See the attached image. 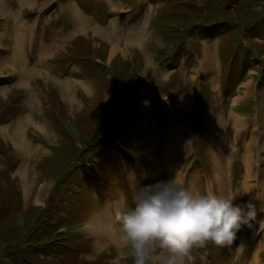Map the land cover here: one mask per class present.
<instances>
[{
	"label": "rangeland",
	"instance_id": "obj_1",
	"mask_svg": "<svg viewBox=\"0 0 264 264\" xmlns=\"http://www.w3.org/2000/svg\"><path fill=\"white\" fill-rule=\"evenodd\" d=\"M43 1L47 0H39L40 6L27 7L23 12V17L25 21L27 20L26 25L28 26H34L38 16H42V21L47 22H40L37 26L38 38L31 47L27 46L30 50L28 55L30 59H33L30 67L43 70L44 75L40 76L36 73L37 76L29 77L26 82L28 84L21 93L25 95L18 102L17 94L19 92L17 89L19 88L16 86L17 89L10 92L14 85H20L14 72L13 77L9 72L0 74V99H4L8 104L13 96V104L7 108V111L1 110L2 105H0V126L3 127V133L0 132V152L9 149L5 136L9 137V133H13L19 122L27 115H30L31 123L25 124L24 131L27 133V142L32 146L31 151L25 153L11 142L17 154L16 158H10L6 162L8 158L4 160L0 155V205H3L0 221H3L1 225L3 229L15 231L16 234L29 232L34 239L38 240L39 223L46 216L52 218L51 212L54 204L61 203V199L63 205L60 208L65 205L70 206L65 211L66 214L78 212L70 216L72 218L69 220L70 222L64 223L67 227L71 225L73 233L70 242L74 252L65 255L33 257L35 260L45 258L47 261H52L51 264H61L62 261L74 264H132L131 259L126 256L127 249L123 240L114 244L107 242L97 249L96 237L85 230V225L96 220L97 217L106 213L105 211L108 212L106 205L110 202L124 199L122 205H115L114 208L120 206V209L122 207L125 210L133 205V196L141 187L152 185L158 181L175 179L180 163L185 165L182 182L191 187L194 176L197 192L211 189L220 194L215 177L217 174L216 161L219 156L228 155L229 179L227 184L231 181V195L235 197L234 202L244 204L251 202L257 209V216L252 221V227L245 226L238 233L237 240L234 241L236 243L235 259L242 260L241 264L246 261V264H257L254 258L255 251L259 246L264 245V211H260L264 206V197L262 190L259 189H256V196L259 194L260 196L256 198L255 195H239L243 189L247 172L244 163L247 137L245 141L238 136L233 137L236 146L234 150H231L232 141L230 135L224 132L223 123L233 112L242 119L244 127L250 129L249 140L251 139L250 134L255 132L256 123L257 145L263 146L264 134L261 133L264 130V12L262 11L264 10V0H227L230 10L226 5L222 6L223 12L227 15L224 22H231L233 19L240 22L247 21L246 28L248 32H252L242 33V26L237 25L235 27L238 28V31L236 30L237 34H233L234 36L240 35L243 42L245 35H260L263 40H254L261 46L253 44V49L256 50L255 54L251 49H248L254 59L249 62L253 67L246 70L247 73L245 71L242 76H239V71L235 70L234 78L228 81L231 85L239 83L236 96L240 99L236 106L232 105L234 89L231 90L226 86V77L224 76L229 63V58L224 55L228 48L227 43L233 35H226L227 33L223 32L227 26L223 28V22L218 24V20L212 18L213 14L209 16L210 23L215 25L212 32L196 30L194 33H190L188 30L191 37L186 32L185 40L198 42L199 45L198 52H192V56L188 54L186 57L187 51L185 54L183 51L186 48L178 47V38L169 36V32L173 31L163 22L167 9L173 7L172 10H174V3L177 0H114L121 8L133 9L124 17L116 16L118 19L114 28L117 27V36L122 39H131L133 34L137 35L138 41L142 40V48L139 50L131 48L128 55H124L121 51L113 55L111 46L94 44V47L89 48V44L94 40L90 43L87 41L89 34L82 35L73 41L76 45L72 48V54L83 53L88 57L82 61V58L73 55L68 58V54L64 51H61V54L56 53V48L60 47L62 43L56 46L55 37L60 35L62 28L70 27V18L68 17L57 28V19L60 18L59 3H52L39 11ZM195 1L199 7L203 8V15H207L209 8L206 9V0ZM224 2L225 0H222L221 3ZM74 6L76 12L80 11L90 19L92 22L90 27L100 25L101 28H104L112 25L110 22L112 18L107 19L106 16L111 11L106 0H75ZM242 7H244L243 10H241ZM184 14L183 11H174L172 15L168 16V26L177 27L185 16ZM2 25L0 15V35L6 31ZM187 27L189 26L187 25ZM88 30L93 31L94 29ZM174 35L176 34L174 33ZM8 38L11 37L8 36ZM104 39L109 44H113L115 40V38ZM41 42L49 50V58L44 62H39V44ZM12 44L11 42L10 51ZM122 46H128V39L122 41ZM209 47L214 49L215 64H212L206 56ZM232 48L233 52L238 49L237 45H233ZM200 66L204 67L203 70L214 68V85L216 87L201 73L197 76L194 75ZM125 67L129 68L128 80L124 79L123 75ZM113 77H116L115 81H112ZM31 81L32 83L29 84ZM65 82L68 84L66 86H68L69 96ZM153 88L156 90H152ZM206 91L205 100L202 94L205 95ZM56 92L60 93L61 98ZM198 101L202 106L199 112H197ZM15 107H19V109H15ZM67 110L69 114L66 113ZM113 110L114 115L118 116V122L121 121L122 116L127 118L125 111L129 112V116L138 119L129 122V124L142 129V131L136 134L129 129V126L124 129L122 125L114 138L116 144L110 142V145L107 142L108 145L104 146H108V149L114 148V146L119 147L126 154L116 155L109 159L99 154L104 153L103 149H99V152L95 154V157L102 162L100 168L93 162L87 166L98 170L99 175H107L104 177L106 179H101L96 173L94 176L88 177L84 172H80L77 177L83 179V182L68 183L64 176H57L65 175L67 172L62 159H59L54 167L55 172H50L41 165L46 163L53 153V148L50 145L59 146L66 139L71 141L74 139L77 147H80L78 145L80 143L82 152L86 153L87 151H83L85 149L84 142L90 143L106 130ZM259 116L263 127L260 126ZM62 119H64L63 125ZM76 123L79 128V139L78 135L72 132ZM196 127L201 129L200 137L195 134ZM63 128L70 133L65 132ZM38 134L45 137L46 143L36 140ZM126 136L137 141L132 145L139 148L138 150L131 151L127 142L122 143V139H125ZM175 136L178 137L177 145L172 147ZM155 139H157L159 152L156 156H149L146 154V148ZM72 142L74 143V141ZM73 147H75V143ZM171 149L173 150L171 151ZM73 151L76 153L75 155L81 154L74 148ZM252 152L254 161L256 160V166L254 164L256 178L254 181L252 180L253 184L264 172V151L260 152L257 146L255 148L254 140ZM165 153L170 156L168 162L164 158ZM133 157L148 159L149 165L144 170L145 173L136 170V166L132 163ZM78 160L79 158L75 159L74 163ZM22 163H25L26 166L24 174L27 179V187L20 184L19 176L15 177L16 170ZM78 165L73 169H76ZM98 178L104 183L102 181L101 183ZM114 179L119 181L115 182ZM108 180L111 182L108 183ZM17 183L21 189V196H19ZM130 183H134L133 194L127 193ZM227 190L229 191V189ZM114 211L112 209L110 213L113 214ZM258 234L261 235L257 237ZM21 241V236L15 238L14 244L7 247L5 252L19 253L22 256L10 257L13 261H18L19 264H26L24 259L29 257V254L26 249L22 248ZM241 244H243V248L239 254L237 247ZM206 248L208 249V247ZM108 250L112 251L111 255ZM77 251L78 256L76 255ZM200 254L203 257V264H229L230 246L217 247L211 244L207 254L209 261L203 252ZM194 255V250H191L192 259L186 260V264H201L200 260L198 263L194 261ZM263 255V253L260 254L259 262L264 264Z\"/></svg>",
	"mask_w": 264,
	"mask_h": 264
},
{
	"label": "clouds",
	"instance_id": "obj_2",
	"mask_svg": "<svg viewBox=\"0 0 264 264\" xmlns=\"http://www.w3.org/2000/svg\"><path fill=\"white\" fill-rule=\"evenodd\" d=\"M234 199L211 189L195 192L175 179L141 187L133 205L116 213L127 258L132 264H186L193 247L232 245L257 216L254 204Z\"/></svg>",
	"mask_w": 264,
	"mask_h": 264
},
{
	"label": "trees",
	"instance_id": "obj_3",
	"mask_svg": "<svg viewBox=\"0 0 264 264\" xmlns=\"http://www.w3.org/2000/svg\"><path fill=\"white\" fill-rule=\"evenodd\" d=\"M222 0H206V9L207 7L209 8V11L207 13V15H203V8L199 7L196 3L195 0H177L176 3H174V10L173 7L172 9H167V14L164 16V20L163 22L166 24V26L168 28H170L173 32H169V36L171 38H178L177 39V45L178 47H183L186 49H183L184 54L187 51V55H185L186 57H188V54H191L192 56V52L197 51L198 49L197 47L198 42H194L191 41L189 42L186 39V32L189 30L190 33H194L196 30H200L201 32L203 31H209L212 32L214 30L215 25L213 26L211 22V19L209 18V16L211 14H213L212 18H215L218 20V24H221L222 22L223 24V28H226L225 31L227 34L226 35H233V34H237L235 33L236 30L238 31V28H236L235 26H242V33H247V24L245 22H240L236 19V21L233 19L231 20V22H224L226 20V13L223 12V5L227 6V9L230 10L229 8V1L225 0L224 3H221ZM224 1V0H223ZM238 6V5H237ZM244 7H242L241 10H243ZM174 11H179L185 13L182 21H180V24L177 27H169L168 25V16L172 15V13ZM233 11V9H232ZM264 12V10H262ZM190 15H187V14ZM202 13V14H201ZM210 13V14H209ZM230 14V13H229ZM258 14V12H257ZM192 15V16H191ZM245 15V14H244ZM190 17V18H189ZM232 17V16H231ZM233 18V17H232ZM246 18V15H245ZM191 21V23H190ZM187 25L189 27H187ZM217 25V24H216ZM165 26V27H166ZM176 26V25H175ZM181 26V27H179ZM250 27V26H249ZM174 33L176 35H174ZM188 33V32H187ZM248 33H252V32H248ZM188 36H192L191 34L188 33ZM255 38H261V36L259 35H253V36H244V42H243V38L240 35H233L232 37H230V41L229 43H227V50L225 51V55L229 61L228 65H227V71L225 72L224 76L226 77V86L231 88V90H233V97L236 96V91H237V86L239 85L238 82H236L235 85H231L230 81L231 79L234 78L235 76V70H238L240 75L242 76L243 73L250 69L251 67H253V65H250V60L254 61V59H252V54L250 51H248V49H251L252 53L255 54L256 50L253 49L254 45H258L259 47H261L257 42H255ZM262 39V38H261ZM184 40L186 42V46L184 44ZM246 43V44H244ZM248 43V44H247ZM190 44V45H189ZM76 45V43H75ZM74 45V46H75ZM91 48V44H89ZM233 45H237L238 49L236 52H233ZM251 45V46H250ZM74 48V47H73ZM72 51V49H71ZM75 57L78 58H82L84 60H86V58H88L87 56L83 55V53L81 54H71ZM105 58V56H104ZM124 69V73L123 75L125 76L124 79L129 78L128 75V67L123 68ZM247 73V71H246ZM116 77H113L112 81H115ZM202 82V81H201ZM208 91V90H207ZM207 91L205 92V95L202 94V97L206 100V96H207ZM209 95V93H208ZM201 102L198 101L197 104V112H199L201 110ZM63 112V111H62ZM125 113L127 114V118H124L123 116V120L121 122L117 121L118 116L116 117L114 115V110H113V115L111 116V118L109 119L108 123L106 121L107 128L105 131H103L99 137H97V139L92 140L90 143H85L84 142V150L83 151H87L86 153L82 152V147H77L76 146V142L73 139L72 136L68 135L69 137H71L75 143V147L74 143L69 140L66 139L61 145L53 147L52 145H50L51 148H53V153L51 155V157L47 160L46 163L41 164L45 169H48L50 172H55V166L58 162L59 159H62L63 165L66 169V173L65 175H57V176H64V178L66 179V181L72 182L75 181L77 183H81L83 182V179H80V177L77 175L80 174V172H84L86 176H94V171L90 169V167L87 166V164L91 161H96L99 165L102 164V162L95 157V154L97 152H99V149H103L104 153H99L102 157H106V158H113L116 155L120 156L122 154H126L124 150L120 149L119 147L114 146V148H109L108 146H104L105 144H107V142L110 144V142L112 144H116L114 142V138L116 136V133L118 132V127L122 124L125 123L126 125L129 126V129H131L132 132H136L138 133L141 129L131 126L129 124V122H131V120H135L134 117H132L131 115L129 116V112L125 111ZM194 116V113H193ZM110 117V115L108 116V118ZM63 120L62 119V125H63ZM104 126H106L104 124ZM109 126V127H108ZM198 129L197 131V135L200 137L201 136V129L200 127H196ZM63 130L65 132H67L68 134L70 133V131H67L63 128ZM41 140V139H39ZM43 140V139H42ZM129 140V139H128ZM130 140H133L130 138ZM129 140V141H130ZM1 144V143H0ZM130 145L132 144V142L130 141L129 143ZM108 145V144H107ZM111 145V144H110ZM83 146V145H82ZM74 150H78L81 154L79 155H75L76 153L73 151ZM65 151V152H64ZM2 153H4L5 151H1ZM89 154V156H88ZM79 158V162L77 161L76 163H74V160ZM74 163V164H73ZM78 165V167L76 169H73L74 167H76V165ZM133 164L136 166V170L137 171H142L143 166H145L147 163L145 161H141L138 159L133 158ZM81 170V171H80ZM56 177V176H55ZM99 179V178H98ZM114 181H119L114 179ZM111 182L110 180H108V183ZM117 184V183H116ZM63 198V197H62ZM61 203H55L54 204V208L52 210V218L46 216L44 218H42V221L39 223V227H40V234H39V239H34L32 234L30 235L29 232H22L20 234H16L15 231H10V230H4L3 227L1 226L3 224V221H0V264H19L18 261H13L12 258L10 256H15V257H19L22 255H19V253L14 252L12 253H6L5 251L7 250V247H10L11 245H13L15 238L20 237L21 236V246L23 249H26V251L29 254V257L24 259V262L26 264H51L52 261H47L45 260V258H37L36 260L33 257H40L42 255H61V254H71L70 252H74V248L71 245L70 240L71 239V234H68L69 232H65L63 230L64 226H66V224L64 225V223L70 222L69 220H71L72 218L70 216V214H66L65 211L68 209V207L70 206H63L62 208H60L63 205V200L60 199ZM3 205H0V218L2 217L3 214ZM28 225V223L26 224V226ZM9 231V232H6ZM4 232H6L5 234H3ZM14 233L17 235L16 237L14 236ZM3 234V235H2ZM14 238V239H13ZM212 243H209V247ZM214 245V244H213ZM194 253L195 255L193 256V259L196 263H198V258L196 255V247H193ZM76 253V252H75ZM76 255L78 256V251L76 253ZM47 259V258H46ZM61 264H74L73 262H65L62 261L60 262ZM57 264V263H56Z\"/></svg>",
	"mask_w": 264,
	"mask_h": 264
},
{
	"label": "bare ground",
	"instance_id": "obj_4",
	"mask_svg": "<svg viewBox=\"0 0 264 264\" xmlns=\"http://www.w3.org/2000/svg\"><path fill=\"white\" fill-rule=\"evenodd\" d=\"M28 1H30V0H21V3L24 4ZM69 1L71 2V3L70 2L69 3H70V7L73 11L74 28L70 33H65L63 31L61 33H59L60 35H57L58 38H57V36L55 38L56 39V43H55L56 46H58L59 43L64 42L70 35H73V37H74L77 34H80L83 32H93L95 35L99 36L102 39H104V38H115V40L113 41L114 44L111 47V53L113 55L120 53V51L124 55H128L131 48L132 49L142 48V42H141L142 40L138 41L137 35L133 34V38H131V39L130 38L122 39L121 37L117 36V27L114 28V26H115V23H117L118 17H114L111 19L110 22L112 23V25L110 27L108 26V27L101 28L100 25H97V27H90L92 24L90 19L86 15H84L82 12H80V11L76 12V8L74 6L75 0H69ZM111 6L115 11H118V8L114 2H111ZM0 14L3 16V19L5 20V26L7 28V31L2 33L3 39H5V36L8 33L10 26L15 25V34H14L15 35V45H14V49L12 52V56H11V59L8 58L2 62V64H1L2 66L0 65V73L3 74L6 71L12 72L14 70L15 78L18 82H20L19 86L26 87V84H28L26 82L29 80V77H31L33 74L37 73L40 76L44 75V73H42L43 70L37 69V67L32 69L30 67V62L28 61V59L26 57L27 46L31 47V45L38 38V34H37V32H35L36 27L26 25L25 19L23 18L21 13L19 11L16 12L12 8L8 7L7 0H0ZM45 23H47V22H45ZM88 29H94V30L90 31ZM127 39H128V46L123 47L122 41L127 40ZM69 40H70V38L67 39L65 42H67ZM0 48H6V45L4 43H1ZM39 50H40L39 62L46 61L49 58V50L47 49V47H45L42 44V42H41V44H39ZM206 56L212 64H215L216 58H215V54H214V49L209 47L208 50L206 51ZM12 60L21 69H18L17 67H16L17 69L15 67H13V69H12V67H10V62ZM13 66H15V65H13ZM203 69H204V67L200 66V68L197 69V71H195L194 75L197 76V75H199V73H201L202 75H204L206 77V79L208 81H211L214 85V80H215L214 79L215 78L214 68L211 67L207 70H203ZM45 72L49 73L48 71H45ZM37 74H35L34 76H37ZM32 81L29 84H31ZM66 83L67 82H65V87L67 89V94L69 96L70 93L68 91V86H66L68 84H66ZM214 86L216 87V85H214ZM64 98H66V97L64 96ZM239 99L240 98L238 96L234 97L232 100V105L236 106L238 104ZM263 107H264V104H263ZM258 120L260 122V126L263 127V123H261V121H260V116H259ZM27 122L31 123L30 115L25 116V118L19 122L18 126L13 131V133H9L10 136L7 137L8 141L13 142L16 148L21 150V152L25 151V153L30 152L32 149V146L27 142V137H26L27 133L24 131V127H25V124H27ZM223 127L225 128L224 132L227 133L228 135H230V140L232 141L231 150H234V148L236 146L235 142L233 140V137L238 136L239 138H243L244 139L243 141H245V138L247 137V140L245 141L247 151H246V154L244 156V163H245L247 172H246V177H245L244 184H243V189L239 192V195H242V196L255 195V198H256L255 183L254 182H253V184L251 183L252 180L254 181L256 178V174L254 175L256 160L254 161V155L252 152L253 140H254L255 148L257 146L259 148L260 152L264 151V142H263V146L257 145L256 129H255L256 123L254 126L255 132L250 134V136H251L250 140H249V136H248V133H250V129H246L244 127V122L242 121V119H240V117H238L233 112H231V114L228 116V119L223 123ZM2 129H3V127L0 126L1 131H2ZM41 131H42V129H41ZM232 134H233V136H232ZM261 134H264V130ZM231 136H232V139H231ZM177 141H178V137L175 136L174 137V143H172V147L177 145ZM236 144H238V143H236ZM172 150L173 149H171V151ZM174 151H176L175 148H174ZM158 152H159V147L157 144V139H155V141L152 142V144L146 148V154L149 156H154V155L156 156ZM256 157H257V155H256ZM164 158H165L166 162H168L170 160V156L166 153L164 155ZM225 158H226V160H225ZM188 159H187V161H188ZM227 161H228V155L219 156L218 160L216 161V163H217L216 166H218L217 169L220 166V174L216 175V179L219 182V190L222 192V195H225V193H226V174H225V171H226ZM263 163H264V159H263ZM254 164H255V166H254ZM184 168H185V165H182V163H180V165L177 167V170H176L175 180L182 182V174H183ZM25 169H26L25 163H22L20 165V167L18 168V170H16L18 173L16 172L15 175L17 177L18 176L20 177V180H21L20 184L27 187V179H26V176L24 174ZM262 180H263V184H264V172L262 173ZM133 187H134V183H130V189L127 191V193L131 192V194H133ZM191 188L195 192H197L196 186H195L194 176H193ZM123 200L118 201V202H110L108 205H106V209L108 210V212L105 211L106 213H103L102 215H100V217H97L96 220H93L92 222L87 223L85 225V227H84L85 230L87 232L92 233L93 236L96 237L95 241H96L97 249L101 248L103 246V244H105L107 242H109L110 244H114L115 242L120 243L122 241L121 233H120V222L116 218V213H117V211H123L124 209L122 207L120 209V206H118L117 208H114V206L115 205H122ZM112 209L115 210L113 214L110 213V211H112ZM242 248H243V244H241V246L237 247V251L239 254H241ZM259 256H260V252H259V249H257L255 251L254 258L257 261V264H263V263H261V261L259 262ZM232 257L235 259V249L234 248L232 250Z\"/></svg>",
	"mask_w": 264,
	"mask_h": 264
},
{
	"label": "crops",
	"instance_id": "obj_5",
	"mask_svg": "<svg viewBox=\"0 0 264 264\" xmlns=\"http://www.w3.org/2000/svg\"><path fill=\"white\" fill-rule=\"evenodd\" d=\"M56 1L59 2L60 4L64 5L65 10L71 16L72 25H73V28H74L73 11H72V9L70 7V3L71 2L69 0H47L46 3L43 1L41 3V9H43L44 7H46L48 5H51L52 3L56 2ZM109 1H110V3L114 2L115 5L117 6L118 10L122 9L120 6H118L116 4V2L114 0H109ZM7 5H8V7L12 8L14 11H16V12L19 11L21 13V15L24 16V14H23V9L24 8H26V7L33 8V7H36V6H40V2H39V0H30V1L22 4L21 0H7ZM41 21H42V19H40V21H39V18L37 20H35L34 26H36ZM42 22L45 23L46 21H42ZM2 28L7 31V28H6L5 24L2 25ZM9 30L12 31L11 35L9 36L11 38L9 39L8 35H6L5 39H3L2 34H1L0 35V45H1V43H4L6 46H10L11 42H12L13 43L12 47H14V45H15V35H14L15 34V25H11ZM0 54H1V52H0ZM0 57H1V55H0ZM219 174H220V166L217 169V174L216 175H219ZM225 174H226V193H225V196H232L231 195V181L229 182V184H227L228 179H229V176H228V164L226 166ZM217 183H218V190H219V182L217 181ZM254 183H255V189L262 190V194H264V184H263L262 176L258 179L257 182H254ZM227 189H229V191ZM219 192L222 195V192L220 190H219ZM256 197H259V195L256 196ZM263 204H264V201H263ZM253 235L255 236V233ZM257 249H259L260 254L264 253V245L263 246H259Z\"/></svg>",
	"mask_w": 264,
	"mask_h": 264
}]
</instances>
